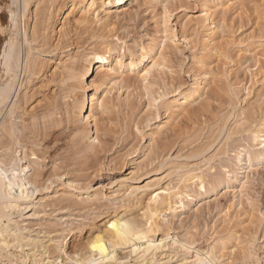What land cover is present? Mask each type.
I'll use <instances>...</instances> for the list:
<instances>
[{
  "label": "rangeland",
  "instance_id": "rangeland-1",
  "mask_svg": "<svg viewBox=\"0 0 264 264\" xmlns=\"http://www.w3.org/2000/svg\"><path fill=\"white\" fill-rule=\"evenodd\" d=\"M92 11L75 15L55 51L59 26L46 33L45 67L19 109L12 96L1 109L3 170L17 165L26 189L11 217L31 245L23 253L35 245L37 260H52L59 246L71 257L58 261L74 264L95 229L132 214L145 223L144 203L164 190L152 211L160 249L136 262L121 248V261L264 264V158L246 159L259 151L250 133L264 130V0L105 1ZM103 46L114 57L106 71L81 78Z\"/></svg>",
  "mask_w": 264,
  "mask_h": 264
},
{
  "label": "bare ground",
  "instance_id": "bare-ground-1",
  "mask_svg": "<svg viewBox=\"0 0 264 264\" xmlns=\"http://www.w3.org/2000/svg\"><path fill=\"white\" fill-rule=\"evenodd\" d=\"M105 1L107 2V5L110 6V8H116L126 0H0V32L5 31V28L8 26L9 28L6 29H9L11 31L9 37L0 34V114L1 109L7 104L11 96L14 98L11 104V107L13 108L12 112L14 113L17 109L20 108L19 99H21L20 97L22 96V91L26 90V87L29 82H31L32 77L40 72V69L45 67L43 65V63H45L43 62L44 60H41L39 57L43 56L45 53L47 54L49 52V49L54 47V50L58 46H61L59 45V43L64 37L67 38L66 35H68L67 31L65 30L67 28V24L73 23L72 20L75 19V15L79 16L77 17L78 20L80 18H84L90 11L93 10L97 2L102 3ZM30 6H33L34 8L33 10L29 11ZM4 10H6L7 12H5L7 14V17L5 16ZM19 13H21L20 21L18 20L19 16L17 17ZM30 19L33 20L31 24L29 23ZM79 21H81V19ZM56 25H58L59 27L56 33L57 37L53 42V44L55 43V45H53L52 47L49 44L51 48H48L46 47L48 46L47 39H50L51 35L50 38H47L46 33L49 30L52 33ZM19 32L21 33L23 43L20 40L21 38L17 40V35L19 34ZM21 43L24 46L22 56L20 55V46L22 45ZM46 48H48V52L46 51ZM85 58V62L87 64L82 70L83 73L81 75V78L89 75L90 72L95 69V67H97L100 72H103V70L106 71L108 63L114 57L110 53V49H108L107 46H103L101 48L92 49L90 54H87ZM61 62V60L58 61L55 69L61 68L62 70H65V67L63 65L66 63V61H64L63 63ZM132 67H134V64L130 63L128 68L131 69ZM19 71L20 75L22 74L21 79L19 77ZM18 77L20 79L19 81L17 80ZM17 81L18 85L16 87L15 83ZM197 87L198 86H196V89ZM194 91H189V94L183 97V103L181 106H184V102H186L194 95ZM25 96L26 95H24L23 98H25ZM6 126V122L2 121L0 123V130L7 131ZM262 128L264 129V125L262 126ZM250 134L252 137V142L254 143V147H259V151L249 152L246 156L247 161L264 158V130L254 131ZM2 160H0V264H27V259L30 255L32 257L31 264H62V261H58L59 258L64 255V258L66 257L67 259L68 256L64 253L62 247L59 246H55L54 251L56 253V258L52 257V260H37L35 257V248L37 247L35 245H33L32 250L34 251H32L30 255L23 253V248L25 246L31 245L28 243L29 241H24V238L21 235V231L16 225L17 222L15 223L11 219L12 212L16 208H18V202L23 200L26 195L24 179H22L20 175L23 170H20V168H18L16 165L13 169L11 167V170H9L11 174H8V176L5 174L7 170H3L4 164ZM163 192L165 191H156V193L154 192L148 199L146 198L147 203L143 202L145 204H143L145 206H143V214L140 213V208L142 207V205L140 208H138L140 211L137 213L142 214L141 217L145 219V223H142L137 219V217H139L138 215L127 214L131 211V209H127L124 214L129 216L126 217L124 215L125 220H123L122 222H118L119 218L118 220L114 219L108 225H106L107 223L105 225L103 224L105 226L104 229L100 230L103 225L100 226L99 229H95L97 233L94 235V237H92L91 240H89L87 244H85L87 247H85V245L83 246V250H85V252H83L81 256H77L76 259L73 257V260L75 259L73 261L74 264H106L109 260L114 262H110L111 264H115L116 262H118V264H130V258L126 261H121V259H119L117 255L119 249L126 247L131 248L132 255L135 256L136 260H134L132 257L131 260L133 259L137 262V260L139 261L140 258L141 261L143 260L144 262L143 257H146V254L149 255V252L151 254V252H154L157 249L159 250L161 247L160 243H157L155 239L156 237L151 236V234H154L155 230H158L157 228L159 227L153 220L155 212L152 213V211H154V208H156L159 203L165 200L162 199L166 196L167 193H165L164 196L162 194ZM158 232L159 231H157V234ZM154 235H156V233ZM161 239L162 238H160L159 242L162 241ZM17 248L21 253H23V255L21 256L23 258L22 260H20V258L18 260L12 253H10V249ZM137 255L140 256L138 257ZM150 257L152 259V262L155 261L154 253H152V256ZM199 257L195 255L194 260L197 259L198 262ZM141 261L139 262L140 264ZM209 261L212 262V260ZM185 262L187 261L185 260ZM157 263H160V261H157Z\"/></svg>",
  "mask_w": 264,
  "mask_h": 264
}]
</instances>
